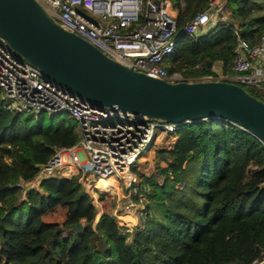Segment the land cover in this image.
<instances>
[{
  "label": "trees",
  "instance_id": "1",
  "mask_svg": "<svg viewBox=\"0 0 264 264\" xmlns=\"http://www.w3.org/2000/svg\"><path fill=\"white\" fill-rule=\"evenodd\" d=\"M170 1L178 35L165 58L170 73L196 78L216 74L219 66L229 74L237 34L254 43L264 31V0H224L220 21L196 37L183 26L209 0ZM245 89L264 100L262 90ZM165 133L172 140L158 156L166 166H156L157 174H136L140 184L134 186L145 205L144 228L122 231L113 215L117 203L111 200L108 206L97 192V201H104L103 213H97L80 181L82 174L44 178L37 187L21 185L34 179L56 148L72 147L79 136L71 118L47 124L43 113H20L0 96V264L264 260V144L239 125L220 119L183 122ZM100 186L106 190V185ZM58 205L67 208L65 220L43 221L45 213L58 214ZM125 221L129 229L133 221ZM78 222L82 231L70 229Z\"/></svg>",
  "mask_w": 264,
  "mask_h": 264
},
{
  "label": "built area",
  "instance_id": "2",
  "mask_svg": "<svg viewBox=\"0 0 264 264\" xmlns=\"http://www.w3.org/2000/svg\"><path fill=\"white\" fill-rule=\"evenodd\" d=\"M36 1L63 28L135 70L171 81L228 80L264 92V31L254 43L237 34L231 73L216 69V74L186 78L180 73L173 75L165 64L178 39L177 19L170 0ZM223 4L224 0H209L204 9L186 20L185 33L194 37L205 34L220 21ZM0 93L7 107L20 113L47 111L52 116L65 111L77 123L78 142L69 148H56L33 180L21 182L25 187H35L44 178H69L77 171L84 178L90 177L92 184H83L91 191L95 180L113 178L119 189L123 186L127 190L124 197L135 206L137 189L133 183L138 159L150 149L159 133L173 131L177 126L115 106L90 105L77 93L45 76L38 66L21 58L1 34ZM89 195L93 202L95 194Z\"/></svg>",
  "mask_w": 264,
  "mask_h": 264
},
{
  "label": "water",
  "instance_id": "3",
  "mask_svg": "<svg viewBox=\"0 0 264 264\" xmlns=\"http://www.w3.org/2000/svg\"><path fill=\"white\" fill-rule=\"evenodd\" d=\"M0 34L21 58L92 106L175 124L225 120L264 143V100L235 82L171 81L135 70L63 28L36 0H0ZM70 229L80 232L83 225Z\"/></svg>",
  "mask_w": 264,
  "mask_h": 264
},
{
  "label": "rangeland",
  "instance_id": "4",
  "mask_svg": "<svg viewBox=\"0 0 264 264\" xmlns=\"http://www.w3.org/2000/svg\"><path fill=\"white\" fill-rule=\"evenodd\" d=\"M206 27L209 28L208 26H206ZM216 69L219 72H221V69L219 66H217ZM178 73L179 72H174L173 75L178 76ZM188 78H191V77H188ZM241 85H243V84H241ZM243 86L245 88L248 87L245 85H243ZM1 94L2 93H0V96H1ZM44 118H45V123L55 125L60 120L69 118V116L64 111V113L56 114L54 117H52L50 119V114L47 113V111H45ZM72 122H74L77 126V123L73 119H72ZM171 140H172L171 136H167V134L165 132L159 133L158 137L155 139V141L151 145L150 149L147 152H145L141 158L138 159L137 170L134 169V175L136 177V181L133 184H136L135 186H138L140 184L136 174L141 173V174L151 175V172H152V174H157L156 166H159V167H165L166 166V161L163 159V157L158 156V154L162 148H165V147L170 145ZM136 166H137V164H136ZM79 174L77 171H75L74 176H78ZM86 178H84V176L82 175L80 177L81 183L83 184V183L89 182L90 184H92V182L90 181L91 180L90 177L87 176ZM157 178H158L160 183H163L164 177L162 175L158 174ZM94 179H95V177L93 178V180ZM98 182L99 181L95 180V182H94L95 188L93 191H91L90 189H87V186L85 184H83L86 191H88L90 194L91 193L95 194L94 198L96 200L95 199L93 200V204L96 207L97 213L99 211L101 214L103 213L104 201L109 206V204L111 205V202H112L111 200H114L117 203L115 210H118V212H116L117 216L115 218L118 222L120 229L122 231H132V229L137 228V227H139L140 229H143L144 228V226H143L144 225V215L143 214H144L145 205L143 203H141L142 198L139 197L140 194H138V192H137V196H135V198H137V199L133 198L134 201H136L135 202L136 205L134 206L131 204V202H129V200L126 197H124V196H126L127 190L124 189L123 186H121L120 187V194H117L116 191H117L118 186H116V190L114 193H111V192H107L106 194L103 193V195L106 198L103 201V203L100 204L97 201V197H98L97 192H101L103 190H101V186L98 184ZM179 185H182V184H178V186ZM106 199H108V200H106ZM143 199H145V198H143ZM115 210L113 211V215L115 214L114 213ZM97 213H96V216H97ZM65 216H66V208L62 206L59 209L58 214L50 215V216L46 217V213H45L41 216V218L43 221H46V222H63L65 220ZM125 217L127 219L133 221V223H131V225H129V229H127L128 223L125 221ZM95 222H96V217L94 220V224H95ZM254 264H264V260L256 262Z\"/></svg>",
  "mask_w": 264,
  "mask_h": 264
},
{
  "label": "bare ground",
  "instance_id": "5",
  "mask_svg": "<svg viewBox=\"0 0 264 264\" xmlns=\"http://www.w3.org/2000/svg\"><path fill=\"white\" fill-rule=\"evenodd\" d=\"M97 181H99L98 184H100V185H106V188H105L106 190H103V192H105V193H107V192L114 193L115 192L117 183L113 178L97 179ZM108 186H111V188Z\"/></svg>",
  "mask_w": 264,
  "mask_h": 264
},
{
  "label": "crops",
  "instance_id": "6",
  "mask_svg": "<svg viewBox=\"0 0 264 264\" xmlns=\"http://www.w3.org/2000/svg\"><path fill=\"white\" fill-rule=\"evenodd\" d=\"M174 12V11H173ZM35 187H37V185L35 186ZM59 206V205H58ZM60 207H62V206H60ZM64 207V206H63ZM66 208V207H65ZM66 210H67V208H66ZM66 217V216H65Z\"/></svg>",
  "mask_w": 264,
  "mask_h": 264
}]
</instances>
